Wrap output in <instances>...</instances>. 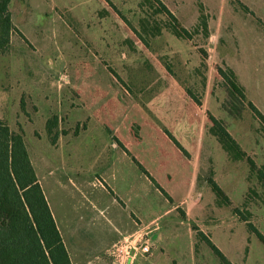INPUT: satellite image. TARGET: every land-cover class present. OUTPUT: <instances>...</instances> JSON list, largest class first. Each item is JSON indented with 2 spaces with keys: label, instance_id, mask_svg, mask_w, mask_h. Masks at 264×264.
<instances>
[{
  "label": "rangeland",
  "instance_id": "374dc122",
  "mask_svg": "<svg viewBox=\"0 0 264 264\" xmlns=\"http://www.w3.org/2000/svg\"><path fill=\"white\" fill-rule=\"evenodd\" d=\"M162 1L176 21L143 0H11L0 118L23 133L70 248L87 242L74 231L114 248L136 229L134 212L159 230L131 264H152L159 234L158 264H225L194 225L232 264H264V243L234 214L264 235V181L249 162L264 167V0ZM220 69L234 72L241 94ZM211 180L230 206L214 205ZM198 203L206 211L196 221Z\"/></svg>",
  "mask_w": 264,
  "mask_h": 264
},
{
  "label": "trees",
  "instance_id": "16d2710c",
  "mask_svg": "<svg viewBox=\"0 0 264 264\" xmlns=\"http://www.w3.org/2000/svg\"><path fill=\"white\" fill-rule=\"evenodd\" d=\"M10 1L0 0V55L9 51L11 36L16 30L9 8ZM143 2L156 3L158 12L176 21V16L162 0H143ZM179 30L181 32L176 27L173 29L176 36L189 37L186 29ZM227 71L220 69V73L228 79L233 90L241 94L234 72L230 69ZM249 104L256 109L252 102ZM212 119L216 125L215 131L229 141V144L227 143L229 149L235 151L238 159L243 158L246 153L237 141L220 121ZM55 122L57 123L56 116L48 123L49 135L53 142L56 135L52 133L51 126ZM177 144L180 146L178 142ZM249 162L251 174L259 175L264 181V167H258L250 158ZM209 184L214 193L225 201L224 203L231 205L227 194L215 180H211ZM234 213L238 214L264 243V235L252 222L241 215L240 208L235 207ZM194 230L212 247L222 262L232 264L202 230L195 225ZM0 264H72L30 160L23 133L13 130L2 118H0Z\"/></svg>",
  "mask_w": 264,
  "mask_h": 264
},
{
  "label": "crops",
  "instance_id": "0c3cea01",
  "mask_svg": "<svg viewBox=\"0 0 264 264\" xmlns=\"http://www.w3.org/2000/svg\"><path fill=\"white\" fill-rule=\"evenodd\" d=\"M206 186L207 187H205V188L208 190V193L210 194V193L213 192L212 194H214L213 196H212V194H210L212 196L213 200H214V205L216 204L220 208L222 206H224L223 205L224 204V200L221 199V198H219L214 193V191L212 190L210 184L209 185H206ZM110 189L112 190V192L114 194H116V192H114V190L111 187H110ZM167 195H168V193H167ZM203 195H204V193H203ZM204 198H205V196H204ZM226 205L227 206H230L228 204H226ZM177 210H182L184 216L185 217L188 216V214L186 213V211H184L183 209H181V207L177 208ZM205 211H206V204L203 205V204L198 203V204H194L190 208L191 217H193L196 221L199 220L200 216L203 215ZM234 214L237 215L240 218V216L238 214H236V213H234ZM132 215H133L134 219L137 222L136 223L134 221V219H133V221H134V223L136 225V229L134 231L128 233V234H125L123 236V238L122 239H119L117 242L122 241V240H126V239H130L132 237L135 238L137 235H139L140 233H143V232H147L150 235V234H154L155 231L159 230L158 227L153 228V230L152 229H149V225H151L152 223L156 222L157 218H153L147 224H145V225L142 226V223H141L140 218L134 212H132ZM211 218H214V217L211 216ZM211 220H213L212 222H215V223H211V224H216V222H217L216 219H211ZM138 223H141V224L137 225ZM57 226H58V228L60 230V233L62 235L64 244H65V246L67 248V251L69 253V256H70V259H71L72 264H113L112 256L109 253L110 246L107 245L108 242L103 243V244L101 242H99L100 241V236H98L97 233H95L94 231H88L87 233L86 232L84 233L82 231H74L72 233L74 235V237H77L78 239H82V238L87 239L86 244L89 243L90 239H93V240L96 239V236H97V240H96L95 244L93 243L92 246H86V244H85V247H83V246L79 245V243H78V246H73L72 248H70V246H68L67 240H66V238H65V236L63 234L62 229L59 227V224H57ZM192 231L195 232V233H197V231L194 230V227L192 228ZM202 231H203V229H202ZM163 239L164 238L160 234L157 235V236H155L156 248L150 254V256L148 257V258H150L149 260H150V263H152V264H158V262H156V259H158V258H159V262H161V259L162 258H161V256L158 255V249L161 248L163 252L165 251V248H163L161 246V243H163L162 242ZM135 257L133 258V260L135 259ZM133 260H132V262H133Z\"/></svg>",
  "mask_w": 264,
  "mask_h": 264
},
{
  "label": "built area",
  "instance_id": "2783aa9c",
  "mask_svg": "<svg viewBox=\"0 0 264 264\" xmlns=\"http://www.w3.org/2000/svg\"><path fill=\"white\" fill-rule=\"evenodd\" d=\"M138 236L137 240L135 238L126 239L109 250L113 264H130L137 252L149 253L151 251L148 233L143 232Z\"/></svg>",
  "mask_w": 264,
  "mask_h": 264
}]
</instances>
